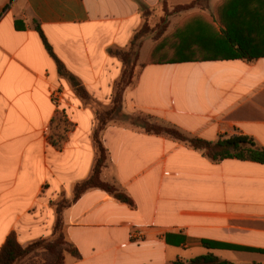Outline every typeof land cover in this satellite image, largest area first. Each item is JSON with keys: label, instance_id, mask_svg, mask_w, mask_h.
I'll use <instances>...</instances> for the list:
<instances>
[{"label": "crops", "instance_id": "1", "mask_svg": "<svg viewBox=\"0 0 264 264\" xmlns=\"http://www.w3.org/2000/svg\"><path fill=\"white\" fill-rule=\"evenodd\" d=\"M162 1L0 0V251L14 232L23 246L52 238L61 218L80 253H66V264H174L208 252L235 264H264V163L213 162L120 117L102 134L109 152L103 178L135 205L100 188L74 199L94 166L97 118L59 63L91 101L110 106L123 64L109 49L130 44L143 24L140 4L154 10ZM231 2L208 0L174 30L204 23L208 38L222 36L233 26L222 17ZM258 11L263 16L242 15L243 24L263 30L264 3ZM164 37L150 40L145 57L144 41L143 66L124 92L122 117L144 114L210 141L247 135L264 147V55L152 57ZM244 41L256 54L264 51L263 31ZM56 90L59 105L51 98ZM58 113L72 123L62 148L49 139ZM203 241L226 246L208 249Z\"/></svg>", "mask_w": 264, "mask_h": 264}, {"label": "trees", "instance_id": "2", "mask_svg": "<svg viewBox=\"0 0 264 264\" xmlns=\"http://www.w3.org/2000/svg\"><path fill=\"white\" fill-rule=\"evenodd\" d=\"M202 0H194L186 5H177L174 12H181L199 6ZM254 2L257 12H251L245 5L247 0H240V4L232 0L231 9L226 8L222 17L226 16L232 22V27L223 31L222 36L217 38L212 33V37L206 36L204 23H197L195 27L184 26L174 30L170 35L155 37L154 40H159L164 37L156 45L152 51L153 55H167L168 59L178 60L180 58L192 57L191 55H208L209 57L217 58L225 55L226 58L245 57V55L263 54L264 51H254L255 46L245 43L247 37L252 34L264 32V29L257 27H247L241 21L242 15H249L253 18L254 15L263 16L258 10L263 7L264 0H249ZM167 0L162 1L164 9L168 5ZM208 0H206V4ZM260 7V8H259ZM141 12L144 18L151 12L146 5L140 4ZM248 10V11H247ZM256 16V17H258ZM243 19V17H242ZM148 23L145 21L136 30L130 44L126 48H110L109 52L118 57L123 64L121 76L116 80L114 85L113 102L107 110H101L97 104L95 107L97 125L93 131V140L96 149V157L91 175L85 181L79 183L75 189L74 199L79 198L86 191L93 188H100L115 198L130 206H134V201L131 196L118 184L107 181L103 178V171L109 163V152L105 147L102 139L103 131L106 126L114 121L115 117L123 115L122 106L124 92L132 86L139 76L140 69L143 65L139 64L140 50L144 44L143 40L149 34ZM194 36V37H193ZM178 52L184 56H178ZM224 57V58H225ZM59 73L72 82L76 88L78 95L88 104L93 102L90 100L88 93L83 87H80L75 78L59 63ZM52 121L49 139L50 142L57 148H62L67 140V133L72 128L65 116L58 113ZM133 125L142 127L146 132L165 135L174 140L185 143L187 146L200 151L205 157L213 162H220L226 158H237L241 160H252L264 163V147L259 145L252 137L247 135H236L229 138L221 137L216 141L206 140L197 136L186 134L175 127H170L162 123H136ZM61 218L56 225V232L52 238L39 239L23 246L17 240L16 233H11L7 241L0 251V264H66L65 254L70 253L75 257H80L78 249L69 241L66 234L61 228ZM206 248H219L226 245L203 241ZM236 247V246H235ZM237 249L246 250L244 247H236ZM174 264H235L234 262L222 259L212 252L197 255L187 261L177 259Z\"/></svg>", "mask_w": 264, "mask_h": 264}, {"label": "rangeland", "instance_id": "3", "mask_svg": "<svg viewBox=\"0 0 264 264\" xmlns=\"http://www.w3.org/2000/svg\"><path fill=\"white\" fill-rule=\"evenodd\" d=\"M199 6H196L198 8H205L206 6V0H202L199 2ZM174 8L175 6H171L169 3L167 5V7L164 9L162 3L159 9H152L151 12L147 15V18H144L143 14V22H147L148 23V27L150 29L149 34L143 39L146 40V43L144 44L143 50H142V56L145 57L147 52L149 51L151 42L150 40L154 39L155 37H159L162 35H170L173 31H174V27L178 25V23L183 22L186 18V16L191 9L189 10H184L181 12H174ZM185 18V19H184ZM151 40V41H152ZM141 50H140V54H141ZM178 56H184L182 55V53L178 52ZM93 102V101H92ZM113 102V100H112ZM97 104L101 110H107L109 109L108 107L110 106H104L100 103H96L93 102V106H97L94 105ZM112 104V103H111ZM95 108V107H94ZM95 110V109H94ZM123 118L121 119L122 122L128 123V124H132V122H136V123H158V121L154 120L153 118L144 115V114H134L131 116H127L130 117L129 119L119 116V117H115V119L117 120L118 118ZM160 123V122H159ZM133 125V124H132Z\"/></svg>", "mask_w": 264, "mask_h": 264}, {"label": "built area", "instance_id": "4", "mask_svg": "<svg viewBox=\"0 0 264 264\" xmlns=\"http://www.w3.org/2000/svg\"><path fill=\"white\" fill-rule=\"evenodd\" d=\"M51 98H52V101H54V103L56 104V105H59L60 104V98H61V92L60 91H58V90H56V91H54L53 93H52V95H51ZM141 234L140 233H137L136 235H134L133 237H132V239L134 240V241H140V239H141Z\"/></svg>", "mask_w": 264, "mask_h": 264}]
</instances>
